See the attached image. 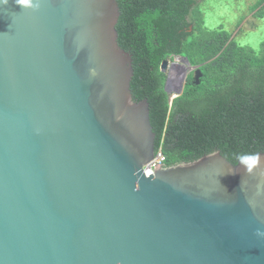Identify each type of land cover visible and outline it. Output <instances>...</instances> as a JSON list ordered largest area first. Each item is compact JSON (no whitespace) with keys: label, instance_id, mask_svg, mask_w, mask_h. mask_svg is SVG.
Masks as SVG:
<instances>
[{"label":"water","instance_id":"obj_1","mask_svg":"<svg viewBox=\"0 0 264 264\" xmlns=\"http://www.w3.org/2000/svg\"><path fill=\"white\" fill-rule=\"evenodd\" d=\"M118 17L117 0L0 6V264H264V167L215 151L145 172Z\"/></svg>","mask_w":264,"mask_h":264},{"label":"trees","instance_id":"obj_2","mask_svg":"<svg viewBox=\"0 0 264 264\" xmlns=\"http://www.w3.org/2000/svg\"><path fill=\"white\" fill-rule=\"evenodd\" d=\"M117 4V43L132 58V100L148 102L154 147L161 146L164 166L215 151L235 164L237 153L264 152V40L252 48L223 25L207 28L198 0ZM251 7L263 17L264 0ZM175 57L197 66L202 77L194 86L189 72L182 92L170 100L160 68Z\"/></svg>","mask_w":264,"mask_h":264},{"label":"rangeland","instance_id":"obj_3","mask_svg":"<svg viewBox=\"0 0 264 264\" xmlns=\"http://www.w3.org/2000/svg\"><path fill=\"white\" fill-rule=\"evenodd\" d=\"M256 1L198 0V5L207 28L213 29L223 25L225 30L232 33V38L244 45L257 48L259 42L264 40V13L263 17L254 15L257 9L254 10L251 6ZM192 70L181 57H175L172 61L168 60L164 71L166 89L170 95H176L182 90L186 76Z\"/></svg>","mask_w":264,"mask_h":264},{"label":"clouds","instance_id":"obj_4","mask_svg":"<svg viewBox=\"0 0 264 264\" xmlns=\"http://www.w3.org/2000/svg\"><path fill=\"white\" fill-rule=\"evenodd\" d=\"M7 3L8 0H0V6H5L7 5ZM15 3L21 9L32 11H38L42 6V0H15ZM91 72L93 75H95L94 69H92ZM235 159L239 162L240 166L243 167L245 172L249 175L254 174L255 172L259 171L262 167H264V164H262L261 155L259 153H237L235 154Z\"/></svg>","mask_w":264,"mask_h":264},{"label":"built area","instance_id":"obj_5","mask_svg":"<svg viewBox=\"0 0 264 264\" xmlns=\"http://www.w3.org/2000/svg\"><path fill=\"white\" fill-rule=\"evenodd\" d=\"M164 161H165V155L163 153L161 146H159V148H157V150H155L152 160L145 166V168H144L145 172L146 173L153 172L154 166L156 164H159V166H163Z\"/></svg>","mask_w":264,"mask_h":264}]
</instances>
